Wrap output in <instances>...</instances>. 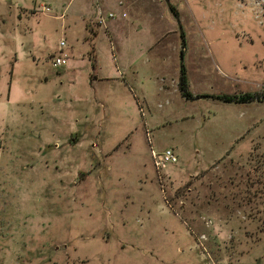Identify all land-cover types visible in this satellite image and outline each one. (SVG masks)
<instances>
[{
	"label": "rangeland",
	"instance_id": "374dc122",
	"mask_svg": "<svg viewBox=\"0 0 264 264\" xmlns=\"http://www.w3.org/2000/svg\"><path fill=\"white\" fill-rule=\"evenodd\" d=\"M168 3L0 0V264H264V0Z\"/></svg>",
	"mask_w": 264,
	"mask_h": 264
},
{
	"label": "crops",
	"instance_id": "0c3cea01",
	"mask_svg": "<svg viewBox=\"0 0 264 264\" xmlns=\"http://www.w3.org/2000/svg\"><path fill=\"white\" fill-rule=\"evenodd\" d=\"M6 4H8V5H10V7H15V9H16V12H17V17L19 18V20H21L22 18H28V17H31V15L32 14H30V12L33 10L32 8L30 9L29 7H22V6H17V5H15V4H12V3H6ZM100 7V6H99ZM123 7H122V5L121 6H119V10H117V11H113V10H107V11H105V12H114V13H116L117 15L119 14V15H121V14H124V11H123V9H122ZM102 10V9H101ZM94 20H96V16H97V11H96V9H95V7H94ZM83 24H84V33H83V35H82V39L84 40L85 39V37H86V35H92L93 37L90 39V37H89V39L91 40V41H95V37H96V32H95V29H93V28H88V27H86V25H85V23H84V20H83ZM98 29H101V28H98ZM29 31V33H31L30 32V30L29 29H26V31ZM62 30H63V36H65V34L66 33H69V34H67V36L68 35H73V33H70V28L68 27V26H66V27H63L62 28ZM27 31V32H28ZM27 32L25 33V32H23V34H27ZM88 39V40H89ZM32 40H33V38H32ZM20 43H21V45H23V43H22V41L20 40ZM60 43V42H59ZM66 44L64 43V46H65ZM94 45H95V42L93 43V45H91L90 47H87V48H83L82 49V51L81 52H77L78 54H77V58L79 57V56H83V52H85L86 51V53H87V58H88V60H87V62L88 61H91V71H94L95 72V70H96V67H97V63H98V61H97V59H98V57H97V54H96V51H95V47H94ZM63 46V47H64ZM82 46H83V44H82ZM62 48V47H61ZM110 49H111V52H114L113 51V49H112V45L110 44ZM89 50V51H88ZM59 52H63V53H65L64 52V49H60L59 50ZM58 52V53H59ZM89 52H92V54H89ZM93 52H94V55H93ZM67 54V53H66ZM72 55V52H68V55H67V59L69 60V57ZM114 55V54H113ZM54 56V55H53ZM67 60V61H68ZM67 61H66V64H67ZM76 62V61H75ZM90 62H88V64H89ZM93 63V64H92ZM75 67L76 66H74V68L72 67V65H70L69 64V66H67L66 67V69H64V71H65V73L66 74H70V72H74V70L73 69H75ZM119 71V70H118ZM65 75V74H64ZM102 77H104V76H98V75H96V74H93V77H92V74L90 73V74H87V79H88V87L89 88H91L93 85H95V83L98 81V80H103L102 79Z\"/></svg>",
	"mask_w": 264,
	"mask_h": 264
},
{
	"label": "built area",
	"instance_id": "2783aa9c",
	"mask_svg": "<svg viewBox=\"0 0 264 264\" xmlns=\"http://www.w3.org/2000/svg\"><path fill=\"white\" fill-rule=\"evenodd\" d=\"M47 11L48 8H45ZM97 16L96 23L101 27H106L108 21H112L117 18V14L114 12H104L101 10L99 6H96ZM121 17L124 14L120 15ZM64 42L60 41L59 47H63ZM67 54L63 52H59L57 55L52 56L51 65L54 68H58L66 64ZM150 156L152 160V165L156 173L162 171V169L168 164H175L177 162V157L172 149H163L161 151L155 152L150 149Z\"/></svg>",
	"mask_w": 264,
	"mask_h": 264
},
{
	"label": "trees",
	"instance_id": "16d2710c",
	"mask_svg": "<svg viewBox=\"0 0 264 264\" xmlns=\"http://www.w3.org/2000/svg\"><path fill=\"white\" fill-rule=\"evenodd\" d=\"M185 76L183 68H181V76H180V86L182 87V97L184 98H190L191 94L184 89L185 86ZM218 100H221L225 103H247L252 100V95L250 94H243L240 96H228V95H222L216 97Z\"/></svg>",
	"mask_w": 264,
	"mask_h": 264
},
{
	"label": "water",
	"instance_id": "95a60500",
	"mask_svg": "<svg viewBox=\"0 0 264 264\" xmlns=\"http://www.w3.org/2000/svg\"><path fill=\"white\" fill-rule=\"evenodd\" d=\"M164 1H165V3L167 4V6L170 7V4L168 3V0H164ZM177 23H178L179 31H180V33H181V29H180V26H179V22H178V20H177ZM180 59H181V55H180Z\"/></svg>",
	"mask_w": 264,
	"mask_h": 264
}]
</instances>
